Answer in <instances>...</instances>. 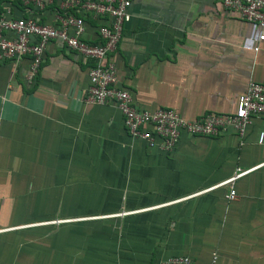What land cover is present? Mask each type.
Returning <instances> with one entry per match:
<instances>
[{"label": "crops", "instance_id": "1", "mask_svg": "<svg viewBox=\"0 0 264 264\" xmlns=\"http://www.w3.org/2000/svg\"><path fill=\"white\" fill-rule=\"evenodd\" d=\"M6 11L50 24L55 6ZM129 13L109 58L137 108L230 113L264 83V40L221 0H131ZM84 19L97 42L105 19ZM28 62H0V264H208L211 251L264 264V113L242 139L181 132L165 151L131 137L112 102L83 101L88 59L52 40L31 84ZM244 170L227 199L221 182Z\"/></svg>", "mask_w": 264, "mask_h": 264}, {"label": "built area", "instance_id": "2", "mask_svg": "<svg viewBox=\"0 0 264 264\" xmlns=\"http://www.w3.org/2000/svg\"><path fill=\"white\" fill-rule=\"evenodd\" d=\"M1 1V0H0ZM22 5H31L36 10L54 4L53 23H41L32 15L11 17L8 11L0 14V62L29 59L25 81L33 83L47 43L56 41L90 61L87 69L88 83L83 101L88 104L112 102L122 117L126 132L131 137H140L148 147L165 151L173 149L181 132L188 135L215 136L231 130L238 138L244 136L253 118L264 113V83L250 79L245 89L236 96L235 108L230 113H205L195 119L182 117L173 108L153 110L137 108L131 94L117 78L116 66L109 58L121 38L124 24L129 20L131 0H14ZM223 7L233 11L240 19L254 23L258 29L256 40H264V0H221ZM104 18L97 27L98 41L83 38L84 16ZM6 33H11L8 37ZM258 45L253 46L256 51ZM263 132H259L261 141ZM222 181L228 184L225 197L235 198L232 182L238 175ZM217 254L211 251L208 264H215ZM158 264H193L187 255H172Z\"/></svg>", "mask_w": 264, "mask_h": 264}]
</instances>
